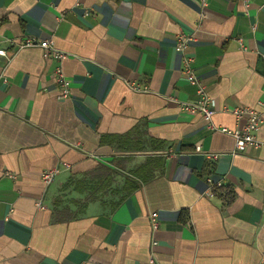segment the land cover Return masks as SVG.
<instances>
[{"label":"crops","instance_id":"0c3cea01","mask_svg":"<svg viewBox=\"0 0 264 264\" xmlns=\"http://www.w3.org/2000/svg\"><path fill=\"white\" fill-rule=\"evenodd\" d=\"M203 1L0 0V264H264V0ZM28 37L67 57L17 46ZM185 57L216 125L262 114L259 146L234 151L181 109L197 100Z\"/></svg>","mask_w":264,"mask_h":264},{"label":"built area","instance_id":"2783aa9c","mask_svg":"<svg viewBox=\"0 0 264 264\" xmlns=\"http://www.w3.org/2000/svg\"><path fill=\"white\" fill-rule=\"evenodd\" d=\"M203 4H207V0L203 1ZM176 47L181 51H185L191 44L192 40H194L193 34H187L185 32H180L177 34L176 38ZM20 48H27L33 46H39L43 50V56L46 59H56L60 62L63 61L67 57V53L64 51H60L56 46L55 42L52 38H47L45 40H38L37 38L28 37L21 40L18 45ZM7 55V50L5 48H0V56ZM193 59L192 57H185L184 60V68L183 72L187 78L189 85H193L196 88L197 100L191 102L187 101H179V105L182 110L193 113L197 112L202 114L203 118L207 122V127L213 131H220L230 134L235 140V150L242 148L246 145L255 146L260 145V141L257 139V131L261 127V123L263 122L262 114L254 109L253 107L249 106H236L231 110L237 120L240 122L243 118L245 121L238 124L236 128L232 129L227 126H218L214 123L213 118L215 115V101L214 99L208 94L206 90V86L202 84L197 71L193 67ZM53 75L57 83L59 84L60 89V98H66L71 96V89H70V81L68 80L66 74L64 73L62 65H58L54 71ZM133 90L138 91H148V88L142 87L139 84L131 83ZM197 151H202L201 146L197 147ZM204 155L211 160H218L221 156L217 152H204ZM58 172L57 168H51L45 170L41 173L42 181L47 186L52 183L55 178V174ZM207 183L209 184V195H215L218 193L219 190L222 189L223 184L221 181H214L212 177L207 178ZM150 222L151 228L153 230H158L159 228V215L156 211L150 214ZM154 243H156L154 241ZM153 262V260H151Z\"/></svg>","mask_w":264,"mask_h":264}]
</instances>
